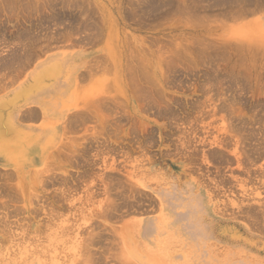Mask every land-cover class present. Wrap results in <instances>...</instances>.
<instances>
[{
  "label": "rangeland",
  "instance_id": "obj_1",
  "mask_svg": "<svg viewBox=\"0 0 264 264\" xmlns=\"http://www.w3.org/2000/svg\"><path fill=\"white\" fill-rule=\"evenodd\" d=\"M55 52L81 64L41 163L0 160V264H264V0H0V94Z\"/></svg>",
  "mask_w": 264,
  "mask_h": 264
},
{
  "label": "crops",
  "instance_id": "obj_2",
  "mask_svg": "<svg viewBox=\"0 0 264 264\" xmlns=\"http://www.w3.org/2000/svg\"><path fill=\"white\" fill-rule=\"evenodd\" d=\"M67 57L71 56L58 52L47 55L33 68L32 82L15 85L7 93L0 94V160L3 162H18L24 167L37 165L43 160L48 148L57 143L60 130L58 126H54L40 131L39 137L31 145L21 147L26 142L23 140L27 135L24 131L30 127V120L36 121L37 126L40 121H43L44 112L52 109L53 99L51 97H58L59 105L74 87L81 64L75 60L74 75L71 80L63 83L55 79L60 63L62 64L63 59ZM53 59L59 60V63L49 64L48 62ZM40 70L43 74L35 79L36 72ZM47 73H53L54 79L50 83H40L41 76Z\"/></svg>",
  "mask_w": 264,
  "mask_h": 264
},
{
  "label": "bare ground",
  "instance_id": "obj_3",
  "mask_svg": "<svg viewBox=\"0 0 264 264\" xmlns=\"http://www.w3.org/2000/svg\"><path fill=\"white\" fill-rule=\"evenodd\" d=\"M68 72V68H66V69H64V70H62L61 71V73H60V75L62 74V76H61V79H60V82H65L66 80L67 81H69L70 79H69V74L67 73ZM39 77V74L35 77V79L36 78H38ZM172 199V198H171ZM168 200V199H167ZM170 205V204H169ZM183 208V207H182ZM187 211H188V209H187ZM171 212V211H170ZM184 218V217H183ZM187 218V217H186ZM189 218V217H188ZM202 218V217H201ZM156 222V221H155ZM188 222V221H187ZM180 223V222H179ZM186 223V222H185ZM150 224V223H149ZM172 224H177L178 225V223H177V221L176 220H171V222L170 223H168V227L170 226V225H172ZM199 224V223H198ZM205 224V223H204ZM151 226V225H150ZM150 229L152 228V226L151 227H149ZM199 228V227H198ZM169 229H167L166 231H168ZM200 230V229H199ZM156 233V232H155ZM189 233V232H188ZM185 234V233H184ZM203 236V235H202ZM199 237V236H198ZM197 238V237H196ZM193 239V238H192ZM198 240V238L196 239V241ZM167 241V240H166ZM195 242V241H194ZM192 247V246H191ZM194 247V246H193ZM192 250V249H191ZM157 252H158V250H157ZM153 253V252H152ZM159 253H162V252H159ZM156 254V253H155ZM194 255V254H193ZM197 255V254H196ZM201 256V255H200ZM204 257V256H203ZM208 257V256H207ZM205 259V258H204ZM233 259V258H232ZM231 259V260H232ZM213 260V259H212ZM246 260V259H245ZM201 261V260H200ZM210 261V260H209ZM213 261H215V260H213ZM210 263V262H209ZM223 263V262H222ZM221 263V264H222ZM234 263V262H233ZM245 263V262H244ZM166 264V263H165ZM204 264V263H203ZM213 264V263H212ZM247 264V263H246Z\"/></svg>",
  "mask_w": 264,
  "mask_h": 264
}]
</instances>
